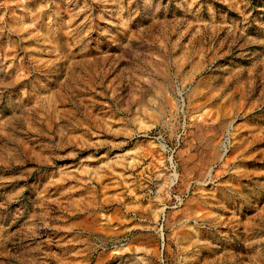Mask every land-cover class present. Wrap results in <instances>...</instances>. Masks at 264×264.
Listing matches in <instances>:
<instances>
[{"label": "rangeland", "instance_id": "obj_1", "mask_svg": "<svg viewBox=\"0 0 264 264\" xmlns=\"http://www.w3.org/2000/svg\"><path fill=\"white\" fill-rule=\"evenodd\" d=\"M0 264H264V0H0Z\"/></svg>", "mask_w": 264, "mask_h": 264}]
</instances>
